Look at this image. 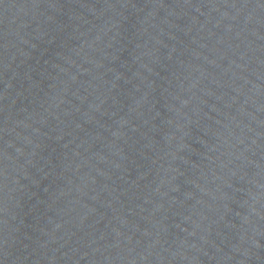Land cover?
I'll return each mask as SVG.
<instances>
[{
	"label": "water",
	"instance_id": "95a60500",
	"mask_svg": "<svg viewBox=\"0 0 264 264\" xmlns=\"http://www.w3.org/2000/svg\"><path fill=\"white\" fill-rule=\"evenodd\" d=\"M0 264H264V0H0Z\"/></svg>",
	"mask_w": 264,
	"mask_h": 264
}]
</instances>
